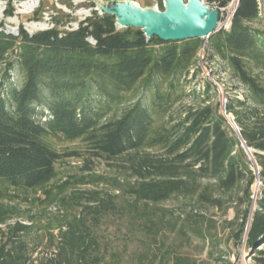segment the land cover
Here are the masks:
<instances>
[{
	"label": "trees",
	"instance_id": "16d2710c",
	"mask_svg": "<svg viewBox=\"0 0 264 264\" xmlns=\"http://www.w3.org/2000/svg\"><path fill=\"white\" fill-rule=\"evenodd\" d=\"M219 1L222 5L229 2L208 0ZM260 2L240 0L230 28L217 32L209 43L210 59L224 66L233 85L243 93L227 97L226 103L241 137L219 113V106L212 105L218 92L210 81L199 91L185 93L184 80L199 73L197 59L203 40L147 39L141 30L120 29L113 16H101L97 11L73 31L55 25L31 35L20 26L15 35L0 23V264L107 261L93 228L114 209L111 200H102L93 192L89 203L96 205H85L83 216L51 218L46 223L27 215L16 203L22 193H40L43 199L39 196L32 202L39 201L46 211L58 201L64 202L62 195L69 183L52 184L60 176L57 165L65 158L81 156L61 149L64 144L80 143L91 158L106 161L139 156L132 162L138 180L127 189L134 201L131 207L165 204L182 197L219 209L224 200L238 195V203L247 205L237 232L239 241L243 238L252 186L258 178L264 190V30L257 27ZM158 6L164 10L163 0ZM14 12L10 2L5 17H13ZM15 73L22 78L19 87L12 81ZM140 89H151L153 97L147 104L139 100L130 104ZM187 97L201 105L176 122V106ZM243 143L257 151L254 157L259 175L246 162ZM87 176L75 183L101 181ZM79 198L72 196L71 200ZM256 204L247 244L261 247L255 251V260L264 264V193ZM134 213V219L143 222L141 232L150 237V243L156 242L159 224L148 218L147 211L136 208ZM45 243L52 256L36 258ZM150 243L142 244L149 249ZM141 256L148 264H194L167 249Z\"/></svg>",
	"mask_w": 264,
	"mask_h": 264
},
{
	"label": "rangeland",
	"instance_id": "374dc122",
	"mask_svg": "<svg viewBox=\"0 0 264 264\" xmlns=\"http://www.w3.org/2000/svg\"><path fill=\"white\" fill-rule=\"evenodd\" d=\"M28 1L30 0H0L3 4L0 23L4 22V27L7 30L14 29L19 32L20 26H23L28 32L35 33L41 31L42 28H32V25L39 23L44 24V28L57 25L62 30H70L69 28L73 29L75 24L88 18L95 8L92 0H39L38 7L35 10L31 13L21 14L19 10L22 3ZM103 1L113 2L116 0ZM132 1L138 3L144 9L158 6L159 2V0ZM10 2L15 8V15L5 17V11ZM260 5L261 20L257 27L264 30V0H261ZM202 40L201 52L197 59L199 73L194 77L191 74L184 80V90L188 96L191 91H199L205 82L210 81L215 87L214 90L218 92V97L214 95L212 99V105H218L219 113L222 114L223 108H226L227 97L242 96L243 93L233 85L230 73L225 70L224 66L218 65V61L210 59L212 55L209 49L210 39ZM1 73L2 68L0 67V76ZM261 76L264 81V74ZM12 81L19 87L22 81L20 74L15 73ZM153 95L151 89H147V91L140 89L134 94L132 98L134 100L130 104L138 100L147 104ZM200 105L187 97L185 101L176 106L174 111L175 121L184 118L190 109L200 107ZM238 129V131L234 130L241 137L239 126ZM64 147L67 151L81 153V156L65 158L64 162L57 165L60 176L52 184L63 185L66 182L69 183L68 190L62 195V197H66L64 202L58 201L46 211L39 201L35 204L32 202L39 196L43 199L40 193H37V195L22 193L19 194L21 199L17 198L16 203L21 206L22 210L26 211L27 215H35L36 218L46 223L51 218L66 220L83 216L85 205L88 204L91 207L96 205L92 201L89 203L93 192H97L102 200H111L114 209L101 218L100 226H94L93 228V235L101 241V249L107 256V261L104 264H148L147 261L140 260L143 253L150 251L156 253L166 249L173 256L186 257L194 264H259L255 260V257H257L255 251L261 247L250 248L247 244V230L252 221L251 217L258 209L256 201L264 193L259 178L252 186L251 211L248 216L245 234L239 241L237 232L243 222L242 216L247 209V205L238 203V195L224 200L222 207L219 209L204 202L192 203L182 197L165 202V204H150V206L145 207L143 203H138L135 207H131L134 201L127 194V189L138 180L132 162L137 160L139 156H135V159L133 155H126L120 159L106 161L91 158L80 143L60 146L61 149ZM241 147L245 152L246 162L250 164L252 171L259 175L260 167L254 157L257 151L251 147L247 148L244 143ZM88 167H91L93 171H86ZM87 175L100 177L101 181L96 182L98 184L75 183L78 182L76 180H79L80 177ZM207 182H204V185H207ZM48 188H51V186ZM10 193L15 194L14 191H10ZM72 196L80 198L78 201L73 202L71 200ZM136 208L147 211L148 218L160 226L159 236H157L156 242L152 240L149 249L142 244L143 242L150 243V237L141 232L143 222L134 219ZM194 230H198L200 234L193 232ZM186 233L188 235H185ZM37 253L36 258H50L53 254L46 243L38 249Z\"/></svg>",
	"mask_w": 264,
	"mask_h": 264
},
{
	"label": "water",
	"instance_id": "95a60500",
	"mask_svg": "<svg viewBox=\"0 0 264 264\" xmlns=\"http://www.w3.org/2000/svg\"><path fill=\"white\" fill-rule=\"evenodd\" d=\"M92 1L101 16H113L120 29H139L147 39L156 37L167 42L211 39L223 29L220 10L206 6L202 0H163L164 10L159 6L144 9L132 0ZM8 32L18 34L12 29Z\"/></svg>",
	"mask_w": 264,
	"mask_h": 264
},
{
	"label": "built area",
	"instance_id": "2783aa9c",
	"mask_svg": "<svg viewBox=\"0 0 264 264\" xmlns=\"http://www.w3.org/2000/svg\"><path fill=\"white\" fill-rule=\"evenodd\" d=\"M36 1L38 2L39 0H36ZM57 1H59V0H57ZM202 1L204 2V4L206 6L220 10V19H222V20H220L221 26L224 30H228L232 24V18H233L235 12L237 11V9L239 7L238 5H239L240 0H229V2L226 5H222L220 1L214 2V3H209L208 0H202ZM94 11H96L95 8H94ZM92 14H90L88 17L92 16ZM78 24H75L73 29H71V28H69V29L74 30V29L79 28ZM53 27L54 26H52L51 28H53ZM51 28H47V29H51ZM222 115L229 121V124L231 125V127L233 129H235L237 131L239 130L237 123L234 120V116H232V114H228L225 107L223 108Z\"/></svg>",
	"mask_w": 264,
	"mask_h": 264
},
{
	"label": "bare ground",
	"instance_id": "6f19581e",
	"mask_svg": "<svg viewBox=\"0 0 264 264\" xmlns=\"http://www.w3.org/2000/svg\"><path fill=\"white\" fill-rule=\"evenodd\" d=\"M38 7V2L36 0H30L28 2H24L21 5V9L19 10V12L21 14H27V13H31V11L35 10ZM3 12V4L0 2V16H2ZM32 28H37V27H41L44 28L45 25L42 23L39 24H33ZM14 30V29H12Z\"/></svg>",
	"mask_w": 264,
	"mask_h": 264
}]
</instances>
